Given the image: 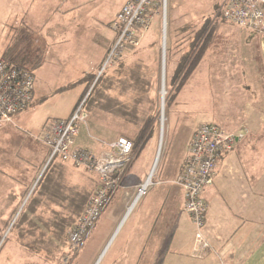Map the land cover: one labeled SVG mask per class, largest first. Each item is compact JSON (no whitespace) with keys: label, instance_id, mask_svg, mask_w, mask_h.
I'll list each match as a JSON object with an SVG mask.
<instances>
[{"label":"rangeland","instance_id":"1","mask_svg":"<svg viewBox=\"0 0 264 264\" xmlns=\"http://www.w3.org/2000/svg\"><path fill=\"white\" fill-rule=\"evenodd\" d=\"M127 1L34 0L35 6L30 9L26 17L29 24L36 22L37 28L42 32L47 31L48 28L53 26H65L67 28V30L62 32V35H65L67 38L62 41L63 43L58 42L49 45L48 51L45 54L44 64L36 72L37 79L40 80L41 86H44L46 95L58 87L63 86V88H66V86H69L73 82L72 80L79 78L85 72L91 71L95 73V76L93 80L91 79L87 89L84 85L85 91L80 103L83 104L97 79L102 78V76L113 75L120 68L119 65L122 60H132L135 58L142 61L146 57L149 61L147 65L152 69L150 73L152 88L149 91V85L147 84L142 88L140 86H136V88H139V91L144 92L145 95L150 96V99L153 98L157 103L154 126L145 139L143 146L140 147L142 148L141 153L134 160L136 153L139 151V145L135 148L133 147L132 155L129 157L130 161L123 172L121 170L119 175L111 177L113 186L106 189L107 202L103 209H101L96 223L77 251L69 249L70 254L62 258V264H146L145 256L141 261L136 262L133 259V254L129 253L127 245L129 237L132 236V229L126 234L122 233L119 236L124 220L126 221L129 215H131L130 222H128L131 224L133 221L135 209V205L133 206V204L140 197L138 190L149 180L150 182L145 186L144 194L148 191L149 187L154 184L159 167H165L169 173L175 171L176 164L184 158L185 147L192 133L199 125L205 122L222 125L223 129L227 128L225 119L232 115L241 116L244 110L241 106L245 102L249 104L251 101L252 104H257L264 98V85L262 81L259 78L257 80L253 73V81H250L251 76L247 72H245L247 76H245V73L243 74V71L252 68L255 62L254 54L252 64L247 69H245L247 61L237 58V54L243 51V48H239L242 38L239 33H252L256 36L259 34L253 29L227 23L220 19L219 7L223 3V0H166L165 5H160L159 1H157L156 7L150 15L147 30L137 39L139 43L134 47L126 49L122 57L114 64L105 66L108 52L114 43L112 42L100 66L99 56L100 47L104 45L103 38L108 40L110 36L114 35L115 39L116 34L111 27L112 22L115 20L114 14ZM216 5H218V8L215 10ZM120 9L116 12L115 16ZM210 17H212V20L208 21L207 19ZM206 21L209 22L208 27H212L211 42L206 52L209 55V59L199 69L196 68L190 73L179 84V88L177 89L179 78L173 82L174 72L172 71L177 53L171 54L177 50L178 46H181L183 41L184 34H182L181 28L184 24L191 22L196 25L195 28L197 30ZM224 24L228 28H223L222 25ZM85 27L87 30H85ZM100 34L101 36L99 37ZM185 34L187 35V33ZM199 43L196 47L199 46ZM229 50L231 51V56L236 55V59L226 58L229 57ZM234 50L237 52H232ZM220 55L222 56V61L218 60V62L221 65L219 63L216 64L213 60V58H218ZM0 59L3 58L1 57ZM253 68L256 70V64H254ZM103 70L105 71L103 72ZM100 74L102 76L98 78ZM182 74L183 72L180 76ZM253 82L255 83L254 85H252ZM81 89V87H75L73 90L64 92L61 96L51 97L47 101L48 105L43 107V110H39L42 112V116L44 114H67L75 101L79 100ZM133 104L137 106L138 100L133 102ZM79 105H76V107ZM110 105L111 102L106 104V106ZM125 113L121 118L112 116L110 112L102 115V117H100L99 112H95V118L86 114V118L81 122L79 132L74 138L71 148H81L92 154L89 150L76 146L77 137H82L81 142L85 141L86 145L103 142L107 151H113L109 145L115 142L113 140H116L127 132V129L121 122L124 120ZM14 119L15 117L11 123L0 124V174L4 175L5 168L10 167L11 172L7 171L5 174L12 175L13 180H20L18 177L15 178L14 172L20 168L19 166H23L22 163H24L30 166L31 169L36 170L35 176L31 175L28 179L29 183L32 184L36 180L37 182L39 181L38 179L43 176V172L48 165L44 161L38 163V167V164L34 161L35 153L39 150L38 147H46L37 136L48 121L44 123L41 129L31 133L27 129L19 127ZM51 120L55 119H49V121ZM227 129L225 130L229 131ZM22 133L23 135H21ZM234 133L238 134V132ZM152 145V162L151 165L149 164L150 166H147L148 173L142 185L140 184L136 188L129 187V190L133 191L135 193L134 196H136L132 198L133 196L129 193V190H122L121 188L122 184L126 183L125 175L128 172L129 176H135L137 173L142 172L145 163L142 157L151 151ZM20 148L31 151L32 155L27 157L20 155ZM92 155L98 158L101 153ZM183 162L184 160L178 166L179 173L177 177L169 181L173 190L175 187L183 190L176 183ZM64 163L79 172L76 181H80L82 185L91 179V177L96 181L93 190L99 185V176L91 168L70 161ZM38 175L40 176L39 178H37ZM68 176L69 174L66 176L69 183L72 182L74 184L73 178H68ZM100 188H103V186H100ZM201 198L203 199L202 191ZM203 201L205 202L204 199ZM23 206L20 204L17 206L16 204L13 205L15 209L10 218L11 224ZM109 207H111V210L108 213L106 209ZM10 219L6 221L0 219V227H4ZM119 225L120 228H118ZM8 231L9 227L3 232L0 240V264H51L39 259L24 250L19 244H16L13 238L15 237V232L7 235ZM128 255L130 257H126ZM157 264H160V261H157Z\"/></svg>","mask_w":264,"mask_h":264},{"label":"crops","instance_id":"2","mask_svg":"<svg viewBox=\"0 0 264 264\" xmlns=\"http://www.w3.org/2000/svg\"><path fill=\"white\" fill-rule=\"evenodd\" d=\"M33 6H35L34 0H0V58L15 31H18L22 38H30V48L43 55L42 64L32 72L36 83L31 106L18 113L14 119L19 127L27 129L31 133L41 129L49 119L65 120L70 117L78 104V99L67 114H44L42 116V112L39 110H43L42 108L48 105L47 101L51 97L61 96L64 92L73 90L75 87L82 88L81 96L85 91L84 75L89 73L85 72L79 78L72 80L71 84H75H70L66 88L58 87L46 95L44 86L42 87L40 80L37 79L36 72L44 64L49 45L62 42L67 38L62 35V32L67 28L53 26L42 32L37 28L36 22L29 24L26 17ZM222 26L228 28L225 24ZM85 30H87L86 27ZM242 33H239L242 37L239 48H243V51L237 54V58L247 61L245 69L250 68L253 54L255 61L252 68L243 71V74L247 72L251 76L250 81L254 80V74L256 79L259 78L264 85V34L256 36L252 33ZM103 39L104 45L100 47V66L114 40V35L110 36L108 40ZM228 53L230 54L229 57H226L227 59H236V55L231 56L230 50ZM208 59L207 53L197 68L203 66ZM213 60L216 64L221 65L218 60L222 61V56L213 58ZM254 64H256V70L253 68ZM93 69L95 70V68ZM254 84L253 82L252 85ZM241 108L244 109L242 115L229 116L225 119L228 129L224 128L233 133L241 132V137L236 140L232 150L219 159L211 185L202 190V197L207 204L203 237L210 248L206 251L194 252L196 250H194L195 228L188 215L183 211V190L179 187H175L176 189L173 190L169 183L179 173L178 166L185 160L188 142L184 158L176 164L175 171L169 173L165 167H159L154 184L145 194L140 195L137 201H134L135 209L131 224L129 223L131 215H129L127 219L125 217L126 221L124 220L121 228L120 225L118 227L120 228L119 236L132 229V236L129 237L127 246L136 262L141 261L145 256L146 264H157V261H160V264H264V98L257 104H252L251 101L249 104L245 102ZM219 126L222 127V125ZM119 138L123 137L119 136L117 139ZM81 139L82 137H77L76 146L85 148L92 154L107 151L103 142L86 145L85 141L81 142ZM31 144L33 145V143ZM38 149L34 161L37 164L44 161L48 164L49 149L42 146H39ZM141 149L136 153L134 160L141 153ZM19 150L20 155L26 157L32 155V152L27 149L20 148ZM152 150L153 145L151 151L142 157L145 163L141 173H137L135 176H129L128 172L126 173V183L122 184V190L142 185L148 173L147 166L152 162ZM22 164L23 166H19L20 168L14 172L15 178L18 177L20 180H13L12 175L5 174L7 171L11 172L10 167L5 168L4 175L0 174L1 220L6 221L12 217L15 209L14 204L23 206L37 183V180L32 184L28 181L31 175L35 176L36 170ZM64 166L66 168L65 175L69 174L68 178L72 177L75 185L79 172L69 167L68 164H64ZM18 173L20 174L17 175ZM39 177L38 175L37 178ZM129 193L133 196L132 198L136 197L133 191L129 190ZM106 210L109 213L111 207ZM126 257H130V255Z\"/></svg>","mask_w":264,"mask_h":264},{"label":"built area","instance_id":"3","mask_svg":"<svg viewBox=\"0 0 264 264\" xmlns=\"http://www.w3.org/2000/svg\"><path fill=\"white\" fill-rule=\"evenodd\" d=\"M157 1L165 5L166 0H128L122 5L111 24L116 37L105 66L114 64L126 49L139 43L137 39L147 30ZM219 10L223 21L253 29L259 35L264 34V0H223ZM35 82L27 66L0 59V124L11 123L18 113L30 107ZM85 118L86 113L80 104L68 119L46 122L37 136L49 149L48 162L57 157L62 162L85 165L99 176V185L90 195L77 222L68 231V242L74 251L84 243L106 205V189L113 186L111 177L119 175L121 170L123 172L133 150L132 141L126 138L111 143L109 146L113 151H104L98 158L81 148L72 149L79 126ZM240 137L241 134L226 131L217 124L203 123L195 129L188 143L176 183L184 190L183 210L195 228L194 252L210 248L203 237L207 205L201 198V191L211 184L219 159L232 150ZM147 184L138 190L140 195L144 194Z\"/></svg>","mask_w":264,"mask_h":264},{"label":"trees","instance_id":"4","mask_svg":"<svg viewBox=\"0 0 264 264\" xmlns=\"http://www.w3.org/2000/svg\"><path fill=\"white\" fill-rule=\"evenodd\" d=\"M217 8L218 5L215 10ZM208 21L197 30L196 25L191 22L184 24L181 28L184 34L183 41L181 46H178L177 50L171 54L177 53L172 68L173 82L179 78L177 89L179 84L197 68L208 50L212 33V27H208ZM198 43L199 46L196 47ZM1 57L17 65L27 66L31 72L38 69L43 62L42 53L30 48V38L20 37L18 31L14 32ZM126 60L120 62V68L113 75L102 76L101 74L105 71L103 70L98 76L102 78L95 82L82 104V109L87 116H94V118L95 112H99L100 117L110 112L112 116L118 118L126 112L121 122L127 132L121 136L131 140L134 148L139 145L140 150L154 126L157 103L153 98L150 99V96L139 91L136 86L142 88L147 84L149 91L151 90L152 69L148 67L149 61L146 57L142 61L135 58ZM94 76L93 72L84 75L86 89ZM82 96L83 94L77 105L82 102ZM137 100L136 106L133 102ZM109 102L111 105L106 106ZM64 164L57 157L52 158L14 222L11 224L10 219L4 227H0V240L3 232L9 227L7 235L15 232L13 238L16 244L51 264L55 262L62 264V258L70 254L68 231L80 217L82 207L87 203L96 184L92 177L84 185L80 181H77L75 185L72 182L69 183ZM57 172L59 174H55Z\"/></svg>","mask_w":264,"mask_h":264},{"label":"bare ground","instance_id":"5","mask_svg":"<svg viewBox=\"0 0 264 264\" xmlns=\"http://www.w3.org/2000/svg\"><path fill=\"white\" fill-rule=\"evenodd\" d=\"M155 168V167H154ZM150 181L148 180L146 183H149Z\"/></svg>","mask_w":264,"mask_h":264},{"label":"water","instance_id":"6","mask_svg":"<svg viewBox=\"0 0 264 264\" xmlns=\"http://www.w3.org/2000/svg\"><path fill=\"white\" fill-rule=\"evenodd\" d=\"M163 88V87H162Z\"/></svg>","mask_w":264,"mask_h":264}]
</instances>
